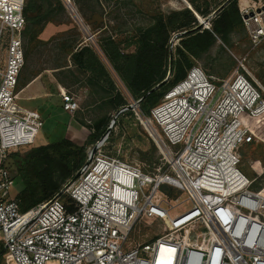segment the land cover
<instances>
[{
	"label": "built area",
	"instance_id": "built-area-1",
	"mask_svg": "<svg viewBox=\"0 0 264 264\" xmlns=\"http://www.w3.org/2000/svg\"><path fill=\"white\" fill-rule=\"evenodd\" d=\"M28 0H0V257L4 264H264V187L243 174L241 149L263 142L264 89L250 76L224 79L192 67L148 115L115 73L116 86L147 130L162 166L104 152L110 133L88 148L79 177L49 201L21 212L9 154L34 146L43 117L19 104ZM76 13L72 0H62ZM253 46L264 42L262 0H240ZM213 15V14H212ZM210 16L211 21L215 16ZM200 20V19H199ZM208 18L200 21L209 28ZM207 22V23H206ZM63 109L79 99L61 89ZM161 224L136 242L138 224Z\"/></svg>",
	"mask_w": 264,
	"mask_h": 264
},
{
	"label": "rangeland",
	"instance_id": "rangeland-1",
	"mask_svg": "<svg viewBox=\"0 0 264 264\" xmlns=\"http://www.w3.org/2000/svg\"><path fill=\"white\" fill-rule=\"evenodd\" d=\"M203 1L199 0V4L203 5ZM207 1L209 9L216 12L230 0ZM262 1L264 4V0ZM71 4L76 13H71L68 6L63 4L62 10L55 13L53 23L43 28L38 43L36 41L32 44V52L26 59L20 75L19 92L33 79H38L31 89L20 93L19 101L22 107L36 110L43 117L44 127L35 147L56 143L65 138L84 146L88 142L90 128L95 122L106 117L109 120L108 126L112 129L104 152L123 161L138 164L145 171L158 169L162 166L161 156L147 130L134 116L116 115L106 100V92H92L88 88L87 76L76 71L71 65L68 47L78 43L94 47L111 72L118 91L114 80L115 72L99 48L101 39L114 37L123 43L122 48L127 53H133L136 50L133 43L137 31L150 26L159 14H168L187 5L182 0H72ZM198 17L199 21L207 19ZM96 29L102 30V33ZM179 36L177 34L173 37V48L178 45ZM29 47L27 39L25 52ZM194 62L195 66L202 68L207 75L217 79L227 78L239 70V73L250 76L264 89V42L253 46L245 26L234 29L224 40L218 39L210 50ZM65 65H68L70 70L63 71L61 67ZM40 86V93L47 94V98L28 100V96L35 94ZM61 89L79 99V111L74 114L63 111ZM44 102L52 104L49 103L47 109L43 110L41 106ZM254 125L263 142L242 147L243 160L239 168L243 174L254 180L255 189H261L264 187V116ZM13 153L15 152L11 154ZM11 154L6 161L8 166L13 161ZM21 189V182L17 179L12 194H19ZM150 223L147 225L142 222L137 225L133 234L136 242H148L160 235L161 224L156 221ZM0 264H4L2 257Z\"/></svg>",
	"mask_w": 264,
	"mask_h": 264
},
{
	"label": "trees",
	"instance_id": "trees-1",
	"mask_svg": "<svg viewBox=\"0 0 264 264\" xmlns=\"http://www.w3.org/2000/svg\"><path fill=\"white\" fill-rule=\"evenodd\" d=\"M186 1L191 9L186 6L168 14L161 13L150 26L137 31L133 43L136 50L133 53H127L122 48L123 43L114 37L101 39L99 43L100 51L127 90L135 99L142 100L141 109L146 115L160 103L164 94L186 78L188 71L195 66V59L210 50L218 39L224 40L234 29L244 27L240 0H230L209 22V29L198 18H209L214 13L209 9L208 1L204 0L203 5L199 4V0ZM63 6L62 0H28L24 11V40L26 42L28 39L30 47L25 52V61L45 25L53 23L55 13ZM96 30L102 33V30ZM183 33L186 34L177 38L179 43L173 48V37ZM68 50L73 68L87 76L88 88L92 92H106V100L117 115L127 102L115 88L111 72L95 48L78 43L69 46ZM170 67L171 77L166 81ZM61 69L70 70L68 65ZM156 87L159 88L155 90ZM123 115L134 116L131 111ZM108 125L106 117L95 122L84 146L65 138L45 146L35 147V144L20 149L25 151L11 154L13 161L9 168L22 185L17 197L21 212L51 200L75 181L87 162L88 148L102 139L109 129Z\"/></svg>",
	"mask_w": 264,
	"mask_h": 264
},
{
	"label": "crops",
	"instance_id": "crops-1",
	"mask_svg": "<svg viewBox=\"0 0 264 264\" xmlns=\"http://www.w3.org/2000/svg\"><path fill=\"white\" fill-rule=\"evenodd\" d=\"M183 1V0H182ZM184 2V1H183ZM198 16V15H197ZM38 82V79H33L31 82H29L28 84H26L25 86H23L22 88H21V90H20V93L21 92H26V91H28L29 89H31L36 83ZM40 91H41V86L39 87V90L35 93V94H32V95H29L28 96V100H35V99H45V98H47V94H43V93H40ZM51 102V101H50ZM50 102H44L43 104H42V106H41V109H43V110H46L47 109V107H48V105H49V103ZM52 103H50V105H51ZM62 108H63V102H62ZM64 111V110H63ZM65 112V111H64ZM67 113V112H66ZM67 114H69V113H67ZM40 136V135H39Z\"/></svg>",
	"mask_w": 264,
	"mask_h": 264
},
{
	"label": "water",
	"instance_id": "water-1",
	"mask_svg": "<svg viewBox=\"0 0 264 264\" xmlns=\"http://www.w3.org/2000/svg\"><path fill=\"white\" fill-rule=\"evenodd\" d=\"M183 1H184L185 4L187 5V7H188L189 9H191L190 4H189L186 0H183ZM225 6H226V4H225L224 6H222L219 10H217L216 12H214L212 16H216V14H218V13H219V12L225 7ZM198 18H199V17H198ZM208 21H210L209 18H208ZM208 29H209V28H208ZM185 34H186V33H183V34H181L180 36L185 35ZM171 72H172V68L170 67L169 74H168V77H167L166 81H168V80L170 79V77H171ZM158 88H159V87H156L155 90L158 89ZM120 114H122L121 111L118 113V115H120ZM111 129H112V128H109V129H108V133L111 132ZM78 177H79V176H77V178H78Z\"/></svg>",
	"mask_w": 264,
	"mask_h": 264
}]
</instances>
